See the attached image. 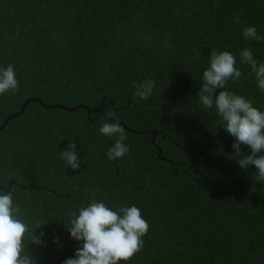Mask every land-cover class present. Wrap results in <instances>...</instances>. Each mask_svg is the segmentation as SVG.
<instances>
[{"label": "trees", "instance_id": "1", "mask_svg": "<svg viewBox=\"0 0 264 264\" xmlns=\"http://www.w3.org/2000/svg\"><path fill=\"white\" fill-rule=\"evenodd\" d=\"M251 25L264 35V0H0V65L19 81L0 97V125L28 99L56 106L29 102L0 130V187L46 234L29 245L37 264L73 256L70 213L92 199L141 210L149 230L130 264H264V183L239 167L234 138L196 95L211 51L228 50L245 73L229 89L264 108L239 64L246 47L264 61V40L241 34ZM149 79L141 101L133 84ZM108 111L130 147L119 160L98 134ZM69 139L77 170L59 157Z\"/></svg>", "mask_w": 264, "mask_h": 264}, {"label": "clouds", "instance_id": "2", "mask_svg": "<svg viewBox=\"0 0 264 264\" xmlns=\"http://www.w3.org/2000/svg\"><path fill=\"white\" fill-rule=\"evenodd\" d=\"M241 34L246 41L264 40L255 25L245 26ZM238 56L239 64L249 67L247 75L253 77L257 89L264 93V61L258 60L250 47L241 49ZM207 64L199 77L202 83L196 93L197 103L213 111L218 117L217 123L234 138L231 147L239 167L247 170L254 166L256 181L264 183V108L254 106L251 99L229 89V81L235 83L245 76L231 51L212 50ZM133 87L134 96L147 101L155 81L145 80L134 83ZM18 88L14 66L0 65V97L14 95ZM98 134L112 141L106 151L109 161L119 160L130 152L125 143V128L114 112L104 113ZM68 141L66 148L59 151V157L68 168L77 170L82 161L76 143L71 139ZM241 145L250 151H242ZM26 217L27 212L15 199L14 190L0 187V264H37L29 245H43L46 234L43 231L37 233L36 230L41 228L39 221L33 227ZM66 230L78 246L73 256L65 258L62 264H130L144 246L143 238L149 224L135 205L114 208L103 199H92L86 206L70 213ZM53 242L59 244V237H54Z\"/></svg>", "mask_w": 264, "mask_h": 264}, {"label": "water", "instance_id": "3", "mask_svg": "<svg viewBox=\"0 0 264 264\" xmlns=\"http://www.w3.org/2000/svg\"><path fill=\"white\" fill-rule=\"evenodd\" d=\"M29 102H37V103H39L42 107L47 108V109H51V108H55V107H56V106H46V105H44L39 99H36V98L28 99V100H26V101L22 104V106H21L20 110L18 111V113L13 114V115L9 116L7 119H5V121L0 125V130L3 129V128L6 126V124H7L10 120H12V119H14V118L20 116V115L23 113V111H24L26 105H27ZM80 107H83V106H80ZM59 108H61V109H63V110H66V111H74V110H76L78 107L68 109V108L60 107V106H59ZM86 110H87L88 112H90V109L86 108ZM95 111H96V110H95Z\"/></svg>", "mask_w": 264, "mask_h": 264}]
</instances>
